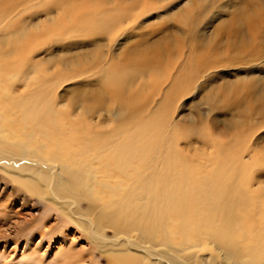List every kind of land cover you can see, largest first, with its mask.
<instances>
[{
  "label": "bare ground",
  "instance_id": "6f19581e",
  "mask_svg": "<svg viewBox=\"0 0 264 264\" xmlns=\"http://www.w3.org/2000/svg\"><path fill=\"white\" fill-rule=\"evenodd\" d=\"M27 1L0 0V13L6 14L4 20V16L0 15V171L9 178L6 180H11L24 191L27 199L37 196L46 201L52 211L57 212L56 218L61 224H74L86 235L85 239L92 246L88 253L73 252L75 240L72 238L70 249L61 263L96 264L94 253L101 249L105 250L108 264H264V196L258 194L256 199L253 197L254 200L242 195L243 187L248 190L251 181L256 180L248 173L252 170L250 160L240 152L233 161L210 172L215 159L207 158L208 162L204 159V164L200 156L189 160L177 149V139L169 134L174 109L172 104L187 95V88H192L194 84L187 86L186 83L197 79L199 64H205L202 60L206 57L201 55L202 49L197 40L203 11L195 15L186 6L187 9H182V14L176 18L190 28L188 39L191 37V42L187 48L184 45L181 47L178 33L167 30L168 26L159 38L141 37L139 43L115 52L113 47L124 23L130 25L135 22L141 16L137 13L139 8L148 12V0H102L110 10H100L96 0H40L39 4L52 15V26L45 19L48 26L44 30L42 28L47 34L45 38L57 34L61 36L58 32L64 28L68 34L73 31L74 24V31L80 30L78 27L83 25L81 28L85 36L93 33L87 41L76 40L64 47L78 46L83 49L89 46L87 52L77 53L76 57L86 58L89 77L100 80L99 88H93L86 99L81 100L90 112L87 113L90 117L88 127L81 129L73 126L68 116L60 115L61 107L55 90L48 83L44 86L43 78L40 79L41 70L37 65L41 62L28 65V70L37 75L30 80L23 79L26 89L21 95L14 94L15 86L25 71L19 66L8 72L6 68H10L8 62L13 56L25 55L30 46L24 48L26 51L18 52L17 47L11 50L8 45H15L18 40L13 35V13H26ZM194 1L197 0H188L187 3ZM254 1L249 2L253 5ZM249 2L233 18L241 20L242 24L232 20L225 29L221 27L227 31H224L226 37L242 36L246 32L251 34L250 38L264 36L262 14L256 17ZM53 5H56L54 13L49 10ZM188 33L185 32L186 36ZM102 34L108 35L105 37L107 44H102ZM173 38L178 42L176 47H180L179 52L174 50L177 51L175 61L177 64L184 61L177 74L174 54H170L172 42L168 44ZM57 39V42L63 41ZM186 39L184 36V44H187ZM24 43L27 44L26 41ZM213 43L216 44L215 41ZM100 46H106L108 52L99 50ZM225 46L228 47V44ZM237 50L239 52V48ZM25 62L27 60H22L23 64ZM161 67L167 70L165 75ZM186 69L192 71V77L185 72ZM151 74V81L145 82L144 79ZM137 79H143L144 84L139 89L137 87V92L133 94L132 86ZM145 83H150L151 90H148H155L146 99L143 98ZM248 92L246 99L253 101L257 92ZM209 99L206 103L210 104ZM257 111L262 118L260 122L253 119L255 123L251 127L254 130L259 128L257 124L264 125V106ZM96 114L107 115L108 122L97 119ZM192 134L199 135L200 132L193 130ZM83 199L92 203L87 211L80 207ZM5 206L0 208L7 211ZM43 226L36 232L30 226L24 234L26 244L35 245L34 252L42 242L55 236L46 225ZM106 229H113L115 238H109ZM20 231L17 230L16 240ZM35 233L41 238L37 243ZM31 250H27L26 254ZM44 257L45 254H40V259Z\"/></svg>",
  "mask_w": 264,
  "mask_h": 264
},
{
  "label": "rangeland",
  "instance_id": "374dc122",
  "mask_svg": "<svg viewBox=\"0 0 264 264\" xmlns=\"http://www.w3.org/2000/svg\"><path fill=\"white\" fill-rule=\"evenodd\" d=\"M39 1L40 0H28L25 5L26 8L28 7V11L26 13L20 14L16 11L13 13V15H15L13 19V35H15L19 41L17 40L15 45L10 43L8 46L11 50L19 49L18 52H20V50L21 52L24 50L26 51L27 46H30L25 55L19 54L18 56H13L8 62L10 68H6L7 72L10 71L11 68L17 66H19L22 71H25L23 77L18 80V85L16 84L17 87L15 86L16 90L14 94L21 95V93L26 89L25 83L22 82L23 79L30 80L33 76L37 75V73L28 70L30 69L28 65H31L35 62H41V64L37 65L41 70L40 79L43 78L41 81L44 82V86L50 84L49 86L55 90L57 103H59V108L61 107L60 115L68 116L69 119H71L70 121L73 122V126L76 128H87L90 118L88 114H90V112L86 109L81 100L84 101L93 88H99L100 83L98 81L100 80L97 77H89V66L86 65V58L79 59L76 57L78 55L77 53L87 52V50H89V46L83 49L77 48L78 46L65 49V45H70L74 41L76 42V40L87 41L90 37H92L93 33H85L88 35L85 36L84 33H82L84 29L81 28L84 27L83 25L78 27L80 30L74 31V28L76 27L74 24L72 27L73 31H69L68 34V30L64 28L62 29L63 31L60 30V32H58L61 33V36L57 34L54 36L50 35L49 38H45L47 34H45L43 30L48 26V23L52 26V21L50 18L52 15L47 13V16L41 18L39 21L30 19L31 17L39 15L41 12L47 11V8L42 7L41 4H39ZM48 1L49 0H47V2ZM51 1L52 0L49 2ZM96 1L97 3L95 4H97L100 10L104 8L105 10H110L109 6H106L104 1ZM160 1L161 0H148V2H150V5L148 6L150 7V10H148V8L145 9L148 10V12H144L142 8H139L137 13H140L141 16L136 19L135 22L130 23V25H127L128 23H124V26L121 28L119 33L117 44H114L115 46L113 49L115 52H118L116 50L120 51L122 48L123 51L125 47H131L133 46V43H139L145 36L148 38L151 36V40L159 38L164 34L168 26L169 27L167 30H173L178 33L181 47L184 45V47L186 46L185 48H187V45H189L191 42V37L190 40L188 39V37L191 36V34H189L190 28L188 25L183 26V24H181L178 20L180 24L179 25L176 18L182 14L181 12L183 10L187 9L186 6L190 7L189 12H193L195 15H199L201 11H203L202 14H204V19L202 18L200 20L201 24L200 22L198 24L200 35L197 40L199 42V47H201L200 49H202L201 55L206 57L202 60V63L204 62L205 64H199L197 72L198 76H196L197 79H190L187 83L184 81V86H190V83L194 84L192 88H187V95H184L183 98L172 104L171 107L174 109L172 110L173 112L171 119L169 118L171 120L169 134L173 135L174 139H177V149L186 158H190L189 160L199 158L198 156H200L201 160L203 159L201 161L202 163L205 161L204 159L207 161V158L215 159V162L212 164L211 168L209 167L210 172L213 171V168H219L224 166L226 162L233 161L240 152H243L246 156V159L250 160V166L252 167L251 172L248 173L251 177L254 175L256 180L254 181L253 179L251 181L252 184H249L250 186L248 190H246L245 187H243L244 189L242 188V193H244L242 195L244 198L254 197L255 199L257 198L258 194L264 196V125L257 124V126H259L257 129L258 131L252 129L251 127L255 121L260 122L262 115L257 110L262 109L264 106V36L258 37L259 39H263L259 40L258 38H250L249 35L251 34L249 32H246L248 37L246 33L242 36H232L230 33H228L229 36L233 37L232 39V37H226V33H224V31L227 32L226 30H222V28L225 29L224 27L233 22L232 20L237 23H241V20H235L233 18L240 10H242L243 7H245L247 2L250 0H197L196 2H191L192 4L187 3L188 0H164L161 3ZM142 2H144V0H142ZM254 2L255 3L253 5L250 4L251 2H249L248 5H251L250 8L255 10H252V12L256 14V17H258L259 14H262L261 19H263L264 22V0H256ZM126 7L123 9H127ZM73 10H75V8H73ZM0 15L2 17L4 16V20L6 14L4 15L1 12ZM53 16L55 17L56 15L53 14ZM55 18L57 20V17ZM45 19H47L48 23ZM85 29L88 28L86 27ZM152 30L154 33H150ZM159 31L161 32L159 33ZM218 31H222V34L218 33ZM185 32H189L187 36ZM147 33L149 34L146 35ZM64 34L66 35L65 38ZM102 35V44H107L106 38L108 35ZM184 36L187 38L185 41L187 44H184L182 41L184 40ZM28 37L29 39H27ZM206 37H211V39L209 40ZM215 37L216 39H214ZM240 37H242V39ZM243 37H245V39ZM57 38L63 41L57 42ZM174 38L172 41L170 40L168 42V44H170V42H174L173 46L172 43L170 44V52H172L170 54H174L173 61H175L177 58V51L179 52L180 48L176 47V39ZM236 38L240 39L237 40ZM212 39H214L216 44L213 43L214 41L212 42ZM51 40L52 42L48 43ZM25 41L27 44L24 43ZM34 41L35 43H33ZM257 41L261 45L259 43L255 44ZM46 43L48 45H46ZM36 44L38 46H35ZM176 44L178 46V42ZM227 44L228 47L225 46ZM242 44H244V47H242ZM18 45H21L20 47L22 49ZM116 45L119 49H117ZM174 47L176 48L174 49ZM238 48L239 52L237 50ZM98 49L102 52H108V48L106 49V46H100ZM223 49L227 50L223 51ZM241 49H243V52H240ZM28 52L30 54H27ZM71 59H74V62H71ZM76 59H79L80 61L78 60L77 62L75 61ZM82 59L85 61L83 62ZM22 60H27V62H25L26 64H23ZM207 61H209V63ZM180 62V64H177V61L174 62V65L177 67L176 74L178 73L177 71L182 68L184 63L182 60ZM21 64L24 65V68ZM160 69L164 75L167 73L165 67H161ZM185 72L188 73L189 77H192V71L186 69ZM161 76H163L162 73ZM151 77L152 74L144 79L145 82L146 80L151 81ZM142 80L143 79H137V81H135V85L132 86L133 92L131 93L135 94V92H137V87L139 89L143 86L144 80ZM46 83L48 84L45 85ZM145 84L147 86L144 88L143 98L151 96L152 93H155V90L153 89L150 91V83ZM183 89H186V87ZM250 90L257 92V96L253 98V101H251L249 98L246 99V97L249 95L248 91ZM209 96H212L213 98ZM162 97L163 95L161 98ZM161 98L158 97V99ZM208 98H210V104L206 103ZM260 100L262 101L260 102ZM253 114L256 115L253 116ZM96 115L97 116L95 117H97V119L101 120L102 122H108L107 115ZM98 116L100 118H98ZM110 128L112 130L113 125H111ZM172 129H174V131ZM193 130L199 131L200 134H192ZM187 133H190V135ZM210 155L211 157H209ZM236 169L237 167H235L234 170ZM228 174H230V170ZM6 179L9 178L4 176L0 171V200L3 203L2 204L0 201V207H4L6 205L5 207L7 208V211L5 210L6 208H3L5 211L0 208V264H62L61 261L67 255L70 249L69 243L71 242L70 240L72 238L75 240L73 252L77 254L81 253V251H83V253H88L89 248L92 246L90 243H88V239H85L86 235L82 233L81 229L71 223L66 225H63V223L61 224L59 219L56 218L57 212L55 211V213L52 211L50 205L46 201H43L41 198L39 199L37 196L29 197L28 195L27 196L29 198L27 199L25 196L26 194L23 190V192L21 191L19 186L12 183L11 180ZM259 181H261L260 184L258 183ZM12 186L14 187L12 188ZM24 196L25 198L22 199ZM88 201V199H83L81 201L80 207L83 210L87 211L90 209L92 203L91 201ZM8 207L11 209H8ZM12 210L14 212H11ZM26 220L27 225H25ZM43 225H46L48 228L47 230H50V232L52 231L55 236L42 242L39 247L35 248L37 252H34L35 245L32 243L31 245L26 244L24 234L27 233L31 227H34L33 231L36 232L39 230V228H44ZM245 225L247 226L248 224ZM18 229H21V231L18 236L19 238L16 240L15 236L18 234ZM65 233L68 234V236L67 238L63 239V236L66 235ZM106 234L109 238H115V231L113 229H106ZM34 235L35 243H37L41 238L39 235H37V233ZM31 249L33 252H31ZM27 250L31 251L26 254ZM40 254H45L44 259H40ZM94 257L96 259V264H108V258L105 256V250H96Z\"/></svg>",
  "mask_w": 264,
  "mask_h": 264
},
{
  "label": "snow or ice",
  "instance_id": "6c2138e0",
  "mask_svg": "<svg viewBox=\"0 0 264 264\" xmlns=\"http://www.w3.org/2000/svg\"><path fill=\"white\" fill-rule=\"evenodd\" d=\"M49 10L54 13L56 11V5H53ZM46 16H47V12H41L39 15H37L35 17H31L30 19H35L36 21H39L41 18H44Z\"/></svg>",
  "mask_w": 264,
  "mask_h": 264
}]
</instances>
